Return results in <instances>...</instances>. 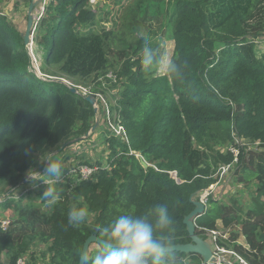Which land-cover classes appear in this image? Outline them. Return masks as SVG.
<instances>
[{"label":"trees","instance_id":"16d2710c","mask_svg":"<svg viewBox=\"0 0 264 264\" xmlns=\"http://www.w3.org/2000/svg\"><path fill=\"white\" fill-rule=\"evenodd\" d=\"M89 3L57 0L45 13L36 40L48 50L43 70L51 78L46 79L30 72L33 61L25 35L0 15V195L22 185L30 169L44 170L40 158L62 152L71 146L65 144L82 140L97 124L94 107L73 93L68 82L99 90V80L114 72L118 82L102 93L115 101L113 110L121 116L129 143L101 131L108 168L100 166L92 180L73 189L63 183L50 186L58 193L56 200L41 199L46 188L33 191L35 202L3 199L0 218L12 213L25 224L38 202L45 210L39 215L45 229L20 242L17 237L28 232L25 228L16 232L12 225L4 232L0 227V264L21 259L39 264V254L49 257V264H79L90 236L107 241L97 225L107 227L121 215H148L154 221L152 210L160 205L167 206L173 219V246L188 244L184 219L195 209L193 201L212 186L217 193L234 167L236 182L250 188L257 179L248 219H242L243 209L234 199L230 205L211 199L195 221L196 234L206 240L202 229L220 230L219 220L224 228L240 221L249 250L235 245L234 251L251 264H264V164L252 170L245 161L246 152L264 148V54L255 51L256 40L264 41V23L256 22L264 16V0H138L131 17L115 9L95 11ZM16 4L29 5L31 0ZM161 15L168 16L172 59L187 62L183 80L159 76L158 67L146 70L140 63L145 43L140 32L151 37V23ZM46 18L50 20L45 26ZM108 23L111 27L104 25ZM234 130L246 146L231 165L234 156L227 149L235 144ZM256 153L264 163V153ZM141 160L150 167L144 169ZM223 165L232 170L219 184ZM74 206L89 213L78 227L68 221ZM237 238L232 235L230 241ZM36 242L44 251L36 249ZM95 246L86 264L105 249ZM171 255L173 264H188L186 259L204 264L194 254Z\"/></svg>","mask_w":264,"mask_h":264},{"label":"clouds","instance_id":"9594fccd","mask_svg":"<svg viewBox=\"0 0 264 264\" xmlns=\"http://www.w3.org/2000/svg\"><path fill=\"white\" fill-rule=\"evenodd\" d=\"M140 36L145 41L141 50L140 60L143 68L151 70L158 67L168 78L183 80L187 69V62L180 63L176 59H170L163 53L161 51L164 47L163 40L158 42L157 47H153L150 43L151 38L145 32H140ZM106 96L108 97V95ZM112 111L114 112V110ZM99 112H101V109H98V114ZM102 113L105 125V115L103 111ZM97 123L99 124V121ZM50 157L52 155L45 159L44 170L37 171L30 169L28 171L23 185L29 184L27 178L33 181L38 177H42V180L50 181L43 179V177L58 179L65 174L69 166H67L62 174L61 164L58 161L49 159ZM43 188L45 187L41 189ZM17 191L12 190L4 196L0 195V197L3 199H11L10 197ZM198 196L196 197L197 201ZM57 198L58 193L48 186L41 197V199L48 201H53ZM152 214L155 218L154 221L148 215H121L107 227L97 225V230L106 237L108 243L104 251L96 254L91 259V264H173L171 255L173 251V239L171 235L174 230L173 219L166 205H160L154 208ZM88 215L89 213L86 208H77L74 206L68 213V221L73 226L78 227L80 224L86 222Z\"/></svg>","mask_w":264,"mask_h":264},{"label":"rangeland","instance_id":"374dc122","mask_svg":"<svg viewBox=\"0 0 264 264\" xmlns=\"http://www.w3.org/2000/svg\"><path fill=\"white\" fill-rule=\"evenodd\" d=\"M10 1L6 6H2L0 8V15L5 16L7 18L10 19V21H13L15 23H17V20H20L22 15L25 14V17L23 18V27L24 30L21 32L20 29L19 32L22 33L23 35H25L26 30H27V25H28V18H29V5L27 4H17L16 6V2L18 0H8ZM96 1L94 3H89V8L93 9L95 11H99L100 9H109V10H116L118 12H123L124 17H131L132 16V12L130 11L131 9L136 11V4L138 0H119L117 2H115L114 4H109L108 2H105L104 0H99V2L96 4ZM96 4V5H95ZM8 8H11L12 10L9 11ZM27 12V15H26ZM47 11H43L42 10V5L41 4H37L34 12L32 13V16L35 17V15L37 16V19L35 21V33H36V37L38 34V29L41 26V24L43 23L44 20V13ZM35 14V15H34ZM145 14L144 11V6H142L141 10L139 11V15L142 17ZM50 18H46L45 19V26L48 24ZM263 21L264 23V16H258L256 18V22L258 21ZM167 23H168V16L166 15H161L160 16V20H154L151 23V39H150V43L151 46L153 47H157L158 42L163 40L164 41V47L161 49V51L163 53H165L170 59L173 58V54H174V42L172 40L169 39V37L166 35L167 32ZM106 27H111V23L108 24H104ZM257 24L254 25V27H256ZM43 28V27H42ZM41 28V29H42ZM36 37L34 35V40L31 42V45L34 46L33 48V52L34 55L36 56V60H35V67L36 69H39V71L41 70L43 73V59L46 58L47 54H48V50L44 49L43 47L39 46L38 44V40L36 41ZM153 43V44H152ZM257 43V47L255 48V51L258 53V55H262L264 54V41L261 40H256ZM243 44H240V46H242ZM44 51H43V49ZM33 69V67H32ZM158 75L159 76H163L165 75V73L162 70H158ZM93 86V85H91ZM86 87V86H83ZM88 87V86H87ZM109 96V95H108ZM107 98V96H105ZM108 105L111 109V111L113 110V106L116 105L115 101L112 100L111 98L107 99ZM99 107L101 110H103L104 108V104L100 103ZM103 113L102 111L99 112V114L97 115V122L99 121L100 123V129L94 134V138L93 136H91V131L87 134V136H85L84 138H82V140H80L78 143H74L71 144L70 147H68L67 149L63 150L62 152H60L59 154H57L58 152H54L52 154V157H50L49 159H53L55 161H58L61 166H62V174H63V170L64 167H66V165H68L69 167L72 166L73 164L79 163V159L83 162H88L90 165H97L98 167L102 166V167H106L107 164L104 163L105 159H106V148L104 145V133H102L101 131H107L106 127L104 125V120L102 117ZM102 133V134H101ZM136 155L138 157H140V154L136 153ZM259 158L257 157V155L253 152H246V157H245V161L246 163L251 167L254 168L256 163L258 162ZM45 162L44 158H40L39 159V165L42 166V164ZM97 162V163H96ZM236 168L234 167L232 172H235ZM243 173H240L239 175H241ZM235 181L234 183H232L231 181H228L227 183L223 182L222 187H228L230 186V191L228 193V195L230 196L229 198L225 197L222 199V202L225 204H229L230 201H232L233 199L239 204V206L243 209V214H242V219L243 220H247L248 218L246 217V213H248L251 209V204H252V197L250 192L247 190L246 188V183L245 182H236V177L235 176ZM43 179L45 180H54L56 178H48V177H43ZM38 181H33L29 184L26 185H19L17 186L15 189L13 188H7L5 191L8 190H13V191H17L18 189H20L21 191L25 192L24 195L18 196V199H14L16 201H18L19 199H25L26 202H35L36 198L35 196H33L35 194V192H33L37 186L35 184H37ZM254 185V184H253ZM50 187V186H48ZM47 188V187H46ZM215 198V197H214ZM220 198V197H219ZM218 199V195L216 197V200ZM12 200V201H14ZM41 203V200L39 201ZM24 203V201H23ZM22 203V204H23ZM211 205V202H209V206ZM36 207V211L34 213L33 218L30 220L29 224H25L22 221H20V219L18 217H13V214L10 213L11 219L10 220V226L15 229V231L17 232L19 229L21 228H25L26 231H28L25 235L21 236V237H17L18 241H22L24 238H27L28 236H35L36 234L34 233V231H38V230H42L45 229V226L42 224L41 219L39 217V215H41L42 211H45L39 204L38 202H36L35 204ZM3 213V207L0 206V216H2ZM0 219H7L6 217H1ZM240 226V221L235 223V228ZM36 229V230H34ZM222 229V228H221ZM10 230V229H9ZM225 230V229H222ZM221 231V230H220ZM9 232V231H8ZM223 232V231H221ZM17 235V234H15ZM33 245H36L37 248L36 249H40V251H44L45 247L44 246H39V243H35ZM229 246H231V243H228ZM241 246V245H240ZM98 247L93 245L91 250L93 249H97ZM32 252H30L29 257H31ZM5 263H7V261H5ZM39 264H49V257L47 258H40V254L38 256V262ZM188 264H192L190 262V260H188Z\"/></svg>","mask_w":264,"mask_h":264},{"label":"built area","instance_id":"2783aa9c","mask_svg":"<svg viewBox=\"0 0 264 264\" xmlns=\"http://www.w3.org/2000/svg\"><path fill=\"white\" fill-rule=\"evenodd\" d=\"M56 1L57 0H31L32 3L41 4L43 11H47L48 8L50 7V5ZM94 2H95V0H90L91 4ZM98 2H99V0L96 1V4ZM45 13H44V15H45ZM33 19H34V24H33V28H32L31 35H30V43L27 46L28 52H29L30 56L32 57L33 69L31 67L29 70H30V72L37 75L39 78H42V79L51 78L50 76L43 73L41 70L39 71V69H36V67H35V60L37 58L34 55V52H33L34 46L31 45V42L34 40V35L36 37V33H37V30L35 33V27H34L37 16L35 15V17H33ZM59 81L64 82V80H62V79H59ZM99 82L102 84V88H100L98 90L93 85L91 89L93 90V96H95V98L98 101V106H97L98 109H100V107H99L100 103L104 104L103 112L105 115L106 130L109 133L110 137H113L115 139H120L126 143H129L127 130H126V127L124 126V124L122 122L120 115L111 111V109L108 105V102H107L108 97L106 98L105 97L106 95H104L102 93V91L104 89L108 88V85L110 83H117L118 82V76H116L114 72H109L107 75L102 77L99 80ZM68 84L70 85V87L77 89L78 93L81 96H83L85 98L88 97L87 96V93H88L87 88L88 87L74 85V84L69 83V82H68ZM234 132H235V144L229 146L227 151L230 152L231 154H233L234 164H235L238 162V157L241 154L242 148H244L246 146V143L240 139H237L236 130H234ZM138 158L142 159L141 155ZM107 168H108V166H107ZM99 170H100V167H98L97 165H87L83 162H80L77 165L70 166L68 168V170L65 172V174L56 180L44 181V180H42V177H38L37 179H34L33 181H38L37 184H35L37 186V188L35 190H39L42 187L46 188L47 186H51V185L56 184V183L66 184V185L70 186L71 189H73V188L77 187L81 182L92 180ZM231 170H232L231 166H226V167L220 168L222 178L220 179L219 184L222 181V179L227 175L228 171H231ZM170 174L173 176L174 179H176L178 181L175 173H170ZM33 181H30L27 178V182L31 183ZM216 188L217 187L212 186L211 189L206 190V191L199 194L198 201L204 205L205 210L208 207H210L209 202L211 199H214V197L216 195V193H215ZM24 194H25V192L19 190L10 198L12 200L18 199V196H21ZM1 203H3V198L0 197V204ZM6 218L7 219H0V227L4 232H8L10 227H11L10 226V220H9V219H11V217H6ZM212 231H213L212 234H209V235L204 234V236L207 239L206 241L211 245V248H212L214 257L217 260V263H209V264H226L231 259H233L236 262V264H251L247 259H245L239 253L234 251V248H231V246H229V245L228 246H221L218 244L219 241H221L223 243H231V241H230L231 236L229 238V235L226 232H221L220 230H212ZM232 242H235V241H232ZM26 263H27V261L25 259H21L18 261L17 264H26Z\"/></svg>","mask_w":264,"mask_h":264},{"label":"water","instance_id":"95a60500","mask_svg":"<svg viewBox=\"0 0 264 264\" xmlns=\"http://www.w3.org/2000/svg\"><path fill=\"white\" fill-rule=\"evenodd\" d=\"M36 5H37L36 3H31L29 6L28 27H27V30H26V33L24 36L26 46H28L30 43V35H31L32 28H33V24H34V19H33L32 13L34 12ZM72 92L75 94L78 93V91L75 88L72 89ZM86 101L94 107L95 113H96V115H98V107H97L98 101H97V99L95 97H86ZM98 126H99V124L97 123L92 128L91 133H93ZM76 142L78 143L79 141H70L64 146H67V145L70 146L71 144H74ZM141 164H142L144 169H147L148 167H150L146 161L141 160ZM193 203L195 205V209L192 211V213L190 215H188L184 219V224L186 225L187 230L189 232V237L191 239V242L188 244H184V245H174L172 253L178 252V253H183V254H187V255L194 254V255L200 256L204 260V264L217 263V260L214 257L212 248L209 245V243L206 242L203 237H200L196 234V223H195V221L198 217H200L201 215H203L205 213V207L203 204H201L197 200L193 201ZM107 243H108L107 241H104L95 235L90 236L84 244V248L82 251V255H81V259H80L79 264H86V261L88 259L89 253H90V248L92 245L106 246Z\"/></svg>","mask_w":264,"mask_h":264},{"label":"crops","instance_id":"0c3cea01","mask_svg":"<svg viewBox=\"0 0 264 264\" xmlns=\"http://www.w3.org/2000/svg\"><path fill=\"white\" fill-rule=\"evenodd\" d=\"M10 1H8V0H4L3 2H2V4L0 5V8L2 7V6H6L8 3H9ZM17 2H19V0L17 1ZM16 2V3H17ZM16 6H17V4H16ZM8 10L9 11H11L12 9L11 8H8ZM26 15H27V12H26ZM25 17V14L24 15H22V17H21V19L20 20H17V23H16V26H17V28L18 29H20L21 30V32L24 30V27H23V18ZM9 19V18H8ZM10 20V19H9ZM15 23V22H14ZM27 27H28V25H27ZM43 49V48H42ZM43 51H44V49H43ZM104 122V121H103ZM93 138H94V135H93ZM253 153H255L256 155H257V157L259 158V160H258V162L256 163V165H255V167H257V166H259V164H261V165H263L264 163H263V160L261 159V157L260 156H258V154L256 153V152H258V153H264V148L263 147H260L257 151H252ZM58 154V153H57ZM245 157H246V155H245ZM79 159V163L80 162H83V161H81L80 160V158H78ZM78 163H76V164H73V165H77ZM247 164V163H246ZM248 165V164H247ZM66 166H68V165H66ZM250 167V166H249ZM254 167V168H255ZM251 168V167H250ZM254 168H251L252 170L254 169ZM64 170H66V168H64ZM237 170V169H236ZM42 173V172H41ZM238 173H243V171L242 170H238ZM236 174V171L235 172H233V173H231L230 175H228L223 181H222V183L219 185V187H218V192L216 193V195H215V198H214V201L215 202H220L221 204H224V205H230L231 204V202L229 203V204H225V203H223L222 202V199L223 198H225V197H227V198H229L230 196L228 195V193H229V191H230V186H228V187H222V185H223V182H224V185H225V183H227L228 181H231L232 180V183H234V181H235V177H234V175ZM252 183L250 184V188H251V190H250V188H248L247 186H246V188H247V190L250 192V194H251V197L253 196V193L255 192V190H254V187L256 186V184H257V179L255 178V179H253L252 181H251ZM254 184V185H253ZM217 195H218V199L216 200V197H217ZM220 197V198H219ZM236 223V222H235ZM235 223L232 225V226H230L229 228H224V226H223V221L222 220H219L218 221V226H219V228H220V230L221 231H224V232H226L228 235H229V238H230V236H232V235H237V241H235V242H231V248H233L235 245H241V246H243L246 250H249V245H248V243H247V240H246V238H245V236L242 234V232H241V228H240V226L239 227H237V228H235ZM225 229V230H222V229ZM187 260V263H188V259H186ZM226 264H236V262L233 260V259H231V260H229Z\"/></svg>","mask_w":264,"mask_h":264},{"label":"bare ground","instance_id":"6f19581e","mask_svg":"<svg viewBox=\"0 0 264 264\" xmlns=\"http://www.w3.org/2000/svg\"><path fill=\"white\" fill-rule=\"evenodd\" d=\"M92 88V86H89L88 88H87V90H88V93H87V96L88 97H95V96H93V90L91 89ZM114 107V106H113ZM112 107V108H113ZM66 145V144H65ZM231 165H234V163L233 164H231ZM223 166H227V165H223ZM228 166H230V165H228ZM204 230V232L206 233V235H209V234H212V230H210V229H203Z\"/></svg>","mask_w":264,"mask_h":264}]
</instances>
